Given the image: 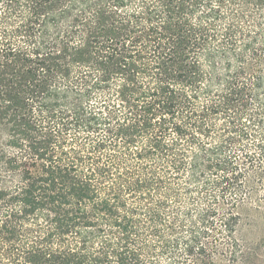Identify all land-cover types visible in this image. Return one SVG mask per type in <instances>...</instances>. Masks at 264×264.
Segmentation results:
<instances>
[{"label": "trees", "instance_id": "16d2710c", "mask_svg": "<svg viewBox=\"0 0 264 264\" xmlns=\"http://www.w3.org/2000/svg\"><path fill=\"white\" fill-rule=\"evenodd\" d=\"M0 264H264V0H0Z\"/></svg>", "mask_w": 264, "mask_h": 264}]
</instances>
